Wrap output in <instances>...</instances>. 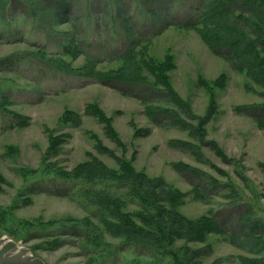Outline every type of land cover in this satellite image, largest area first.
Segmentation results:
<instances>
[{
	"label": "rangeland",
	"instance_id": "374dc122",
	"mask_svg": "<svg viewBox=\"0 0 264 264\" xmlns=\"http://www.w3.org/2000/svg\"><path fill=\"white\" fill-rule=\"evenodd\" d=\"M73 1L68 23L52 18L55 7L49 4L54 9L46 8L44 0H14L8 5L7 16L0 12V103L4 104L3 111L0 109V173L4 176L0 183V264H160L155 261L157 254L152 258L145 248L127 243L119 235L105 232L104 246L100 237L93 245L90 237L97 217L81 198L68 194L73 185L61 173L92 158L115 169L118 162L110 153L132 160L137 171L160 177L185 192V201L177 209L187 218L213 210L228 225L246 209L245 203L256 197L260 205L256 217L264 222V129L251 116L254 106L264 102L257 94L261 88L255 83L246 86L244 72L217 54L215 46L212 49L196 29L170 24L187 14L195 0H154L149 2L151 12L136 0ZM33 6L40 14L37 19L29 13ZM44 11L49 16L45 20ZM88 16L97 29L86 24ZM120 23L134 28L140 43H148V51L155 57L174 56L175 68L169 75L185 103L181 112L177 108L180 117L196 125L197 118L208 114L211 97L215 98L216 112L210 114L202 142L179 130L188 125L186 122L178 125L164 115V108L172 106L170 92H164L162 86H134L128 89L129 95L124 94L92 77L45 63L35 53L38 48L52 53L62 50L77 31L84 50L94 48L102 53L96 68L114 67L116 62L103 63L109 61L111 51H120L125 45ZM115 24L120 32H114ZM73 61L76 66L85 63L80 54ZM95 102L110 118L108 127L117 132L115 137L86 111ZM147 103L154 109L151 116ZM246 106L250 108L244 110ZM67 110L79 113L80 118L62 123ZM12 113L23 115L25 124L18 125ZM49 130L64 135L59 136L64 143L57 153L48 150ZM182 143L187 144L185 148ZM178 162L192 165L195 171L189 168L181 173L173 166ZM232 181L242 189L241 198L232 196ZM106 182L96 187L110 188L108 191L117 195L126 191L123 185ZM195 187L200 199L195 197ZM59 188L66 194L59 195ZM124 210L136 211V206L127 204ZM85 217H89L86 234L81 226ZM207 237L202 242L183 237L168 246L185 255L190 264H249L261 259L252 242L241 236L235 241L216 234Z\"/></svg>",
	"mask_w": 264,
	"mask_h": 264
},
{
	"label": "trees",
	"instance_id": "16d2710c",
	"mask_svg": "<svg viewBox=\"0 0 264 264\" xmlns=\"http://www.w3.org/2000/svg\"><path fill=\"white\" fill-rule=\"evenodd\" d=\"M13 1L0 0V12H4L3 16L7 14L6 10L10 6L9 3ZM44 1L46 2V4L44 3L46 8L51 7L54 9L53 6L55 7L54 12L52 11V18L58 22L62 18L67 23L68 20L70 21L69 18L75 5L73 0ZM136 1L141 8L146 6L147 12L152 11L149 2L154 0ZM49 4H53V6ZM33 7L35 8V6ZM34 8L33 10L29 8V13L34 19H37L40 14L38 15L36 8ZM46 8L43 6L44 10ZM46 15L48 16L44 11L42 14L44 20ZM6 16L3 20H6ZM113 18L115 20L118 19L117 17ZM127 21L128 18H126ZM88 23L91 27L97 29L98 25L91 20L90 16L86 19V24L88 25ZM170 24H173L176 28L196 29L212 49L215 46L214 50L217 54L231 61L232 66L238 71L244 72L247 82L246 86L251 88V84L255 83L261 88L260 93L256 92L264 100V0H195L194 7L187 14L180 20H174L173 23L170 22ZM120 26L124 32L125 40L122 41V44L125 43L124 47L117 52L111 51L112 55L107 57L109 61L99 60L104 62V65L116 62L114 67L106 66V69H104L102 66L101 69L96 68L102 53L94 48L92 51L91 49L84 50V42L80 39L77 31L75 33L72 32V35L69 36L70 45L67 47L63 46L62 50L58 49L55 53H52L44 48H38L35 53H38L41 57L40 59H44L45 63L58 64L56 68L63 66L75 71L76 74L92 77L105 85L118 88L124 94L129 95L128 89L134 86L137 88H143L147 85L158 88L162 86L165 89L164 92H170L169 105L172 106V109L169 107L164 108V111H162L165 113L164 115L170 116L171 120L178 123V125L186 122L185 124L188 125L179 130L186 131L189 136L198 137L197 140L202 142L207 135L206 124L213 116L210 114L216 112L217 103L215 98L211 97V103L208 112H206L209 115L197 118L196 125L192 121H188L187 118L184 117V119L183 115L180 117L179 111L183 109L182 106L185 103L174 90L169 75V71L175 68L174 56L168 54L164 59L155 57L148 51V43H140L138 32L134 28L125 27L121 23ZM114 32H120L117 24H115ZM102 41L103 39L100 37L99 47ZM93 44V41L89 42V47L92 48ZM72 47H74V50L69 49ZM77 54L83 55L84 64L74 65L73 59L77 57ZM217 85L223 84L218 83ZM96 104L95 102L87 106L86 111L89 110V115L98 118L103 123L105 131L107 129L109 133H112L109 135L115 137L117 132L113 128L108 127L111 122L110 118ZM147 104L146 110L148 115H150L152 114L151 110L154 109L149 103ZM173 107L176 109H173ZM246 107L244 110L250 108L249 106ZM254 107V111H250L251 116L258 126L264 129V102ZM0 109L3 111V103H0ZM67 111L61 117L62 123L69 124L75 121L76 117L80 118L79 113L73 110ZM241 111L243 112V110ZM246 112H249V110ZM11 115L16 119L18 125L25 124L26 118L20 113H12ZM48 135L50 140L48 150L50 154L57 153L62 143H64L59 140V136L64 135L56 134L50 130ZM183 142L191 143L193 141L183 140ZM98 143L101 142L96 140V144ZM184 143L180 145L182 148L187 145H184ZM197 146L199 145L197 144ZM110 155L118 162V167L115 169H111L102 161L92 158L78 163L71 171H66L64 174L61 173L65 178H69L67 180L72 182L73 187L68 194H75L81 198L91 208L92 215L95 214V217H97L92 237H90L93 245L97 243L100 237L104 246L105 239L103 234L107 232V234L122 236L127 243H136L140 247L145 248L151 253L149 256H152V258H156L154 254H157L156 263L190 264L185 255H181L177 251L175 253L172 251L173 249H170L168 246L169 242L183 237L189 242H202L207 240L208 235L216 234L230 241H235L241 236L243 239L251 241V246L255 249L254 252L260 254L261 259L262 257L264 258V222L259 217H256L255 213L256 208L260 210L258 198H254L256 202L251 200L254 203L246 202V209L240 212L238 217L228 225L223 223L213 210H209L197 218H187L177 209L185 201L187 196L185 192L169 186L160 177H150L144 171H137L133 161L130 159L119 158L114 153H110ZM173 166L181 173L184 170H189V168L195 169L192 165L184 162L174 163ZM194 169L193 171H195ZM61 174L59 176L63 177ZM3 181L4 176L0 173V183ZM103 182L113 185L118 183V185H123L126 191L121 195H117L109 192L110 188L102 189L101 187H96L97 184ZM229 186H231V190L234 193L233 195L231 194L233 197H242L244 193L240 192L242 191L240 186L238 189V185L234 181L229 183ZM250 188L253 191V195H255L254 187L251 186ZM61 189H58V194L65 195L66 193L62 191L64 189ZM193 192L196 198L200 199L202 197L199 195L200 190L198 187H195ZM127 204L135 205L136 211H125L124 206ZM88 221L89 217H85L81 222L84 223L81 226L84 228L85 234L87 233L85 224ZM261 259H255L249 264H261L262 261L264 262V259Z\"/></svg>",
	"mask_w": 264,
	"mask_h": 264
}]
</instances>
